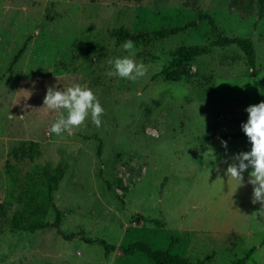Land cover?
Here are the masks:
<instances>
[{"label": "rangeland", "instance_id": "rangeland-1", "mask_svg": "<svg viewBox=\"0 0 264 264\" xmlns=\"http://www.w3.org/2000/svg\"><path fill=\"white\" fill-rule=\"evenodd\" d=\"M232 1L0 0V264H154L140 252L106 255L88 239L117 249L173 244L172 254L205 264H230L255 247L247 264H264L252 169L241 186L226 175L235 155L251 151L241 136L246 108L264 102V20L231 12ZM197 9L215 19L218 32L198 22L164 40L129 39L147 74L136 81L106 75L109 60L128 55L117 32L184 26L197 21ZM218 33L252 40L256 76L237 46H214ZM204 47L205 55L168 69ZM74 83L98 98L101 126L89 116L72 135L49 134L58 113L43 109L47 89ZM22 89L31 96L16 94ZM95 136L103 139L101 157ZM59 167L53 200L59 228L72 238L54 227L14 231L15 217L21 225L55 222L52 208L31 212L46 204L44 172Z\"/></svg>", "mask_w": 264, "mask_h": 264}, {"label": "clouds", "instance_id": "clouds-1", "mask_svg": "<svg viewBox=\"0 0 264 264\" xmlns=\"http://www.w3.org/2000/svg\"><path fill=\"white\" fill-rule=\"evenodd\" d=\"M122 47L128 55L109 60L108 63L113 66V70L107 72L106 75L131 81L144 77L148 68L144 63H137L132 58L134 42L125 41ZM16 94H24L29 98L32 93L22 89ZM43 105V109L58 113L48 130L49 134L59 136L66 132L68 135H72L74 130L82 126L89 116L92 123L97 127L101 126L104 109L94 92L86 84L74 83L62 90L49 87ZM246 112L248 119L241 127L251 144V151L235 155L233 157L235 162L229 164L226 175L241 186L244 180L243 173L249 168L252 169L248 179V184L253 186L252 203L261 205V209L252 214V216H256L264 214V102L249 106L246 108ZM9 118L16 117L9 115ZM20 118L22 119L23 116ZM221 143L225 148L227 147L226 142L222 141Z\"/></svg>", "mask_w": 264, "mask_h": 264}, {"label": "trees", "instance_id": "trees-1", "mask_svg": "<svg viewBox=\"0 0 264 264\" xmlns=\"http://www.w3.org/2000/svg\"><path fill=\"white\" fill-rule=\"evenodd\" d=\"M194 8H196V5H194ZM229 10L233 13H240L247 17L258 16L259 19L264 20V0H233L229 5ZM197 13H198L197 21L190 22L184 26L165 28L151 33H130L129 31L126 30H120L114 35V37L117 38L119 43L125 42L129 39H141L147 36H153L155 40H164L179 35L190 29L196 28L198 26V22H207L212 28V30L218 32V27L215 22V19L210 14H205L200 9H197ZM28 42L25 43V45L20 49L18 54L15 56L13 64H15L19 60V58L24 54V52L27 49ZM214 46H218V47L237 46L245 54L246 59L248 61V65L252 69L253 75L256 76L258 74L257 65H256L255 47L251 39L230 38L221 33H218L217 40L214 42ZM207 51L208 48L206 47L195 48L189 53L185 55H180L176 59H174L168 69L169 70L176 69L181 65L190 62L194 58L205 55ZM161 74L162 75L164 74L167 80H170L172 78V74L167 71H164ZM241 136L246 137L244 133H241ZM94 138L97 139L98 141L97 154L98 156L101 157L103 150V139L100 138L99 136H95ZM44 175H45V181H44L45 189L43 192L44 195L43 199L46 201V204L45 203L42 205L35 204V206L32 208L31 213L32 215H34L36 212L41 213V211L43 210L45 214L47 207L52 208L56 215L55 222L51 224V223L34 221L33 223L31 219H28L26 224L21 225L20 222L21 220L15 217L12 221V229L14 231L18 232L19 230L28 231V230L43 229L47 227H54L58 230L59 233H62V231L59 228L60 211L56 206V204L54 203L53 194L59 188V184L63 178V171L59 167L54 172L45 171ZM0 211L1 213L3 212V206H0ZM62 234L66 239L72 238V235H65L64 233ZM86 242L92 244L94 243L100 244L101 246L104 247L106 255H109L111 252L115 250H119L121 253H123L126 256L133 255L136 252H140L145 254L147 258L150 259L154 264H205L204 261L201 260L193 263L187 259L172 254L171 249L173 248V244L171 245L170 249L162 251V250H154L144 242L133 243L127 248L119 247L118 249L115 246L110 245L103 240L93 241L91 239H88ZM255 250H256L255 247L251 248L244 257L237 258L233 260L230 264H247V262L249 261Z\"/></svg>", "mask_w": 264, "mask_h": 264}]
</instances>
